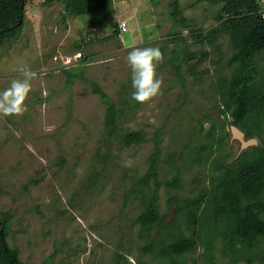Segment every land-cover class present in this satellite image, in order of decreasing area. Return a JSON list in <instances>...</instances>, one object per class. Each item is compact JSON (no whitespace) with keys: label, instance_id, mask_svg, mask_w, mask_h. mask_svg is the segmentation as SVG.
Segmentation results:
<instances>
[{"label":"rangeland","instance_id":"374dc122","mask_svg":"<svg viewBox=\"0 0 264 264\" xmlns=\"http://www.w3.org/2000/svg\"><path fill=\"white\" fill-rule=\"evenodd\" d=\"M228 15L223 0L27 2L20 26L0 40V92L25 70L36 74L26 109L0 111V218L22 264H167L161 252L179 236L197 244L178 262L229 264L212 227L175 213L206 196L198 216L221 165L264 151L257 116L238 126L257 141L240 150L229 113H219L241 70L231 63L240 39ZM136 47H158L163 56L161 92L144 103L131 99L126 57ZM254 64L255 98L263 99L264 51ZM202 145L209 150L193 164ZM152 159L157 178L147 181ZM177 176L179 189H167ZM155 192L163 221L142 231L137 219ZM254 246L259 256L264 238Z\"/></svg>","mask_w":264,"mask_h":264},{"label":"trees","instance_id":"16d2710c","mask_svg":"<svg viewBox=\"0 0 264 264\" xmlns=\"http://www.w3.org/2000/svg\"><path fill=\"white\" fill-rule=\"evenodd\" d=\"M28 1L0 0V40L20 26L24 7ZM47 1L52 2L53 0ZM258 1L223 0L224 9L229 14L228 17H232L228 18L229 22L235 25L234 30L239 31L238 54L231 59V63H238L241 70L231 78L228 90L223 93L219 113L221 115L229 113L232 119L231 124L236 127L244 126L250 117L257 116L260 130L264 125L261 123V119H264V98H255L258 92L254 85L259 74L254 64V57L264 51V19L258 14ZM94 93L111 103L101 90H94ZM132 137L128 135V140L131 141ZM212 138L213 134L209 133L207 139ZM208 150L207 145H202L192 163H202L201 156L204 151ZM146 178L147 181L157 178V159H152ZM180 184L181 181L177 176L166 182L164 186L167 189H179ZM210 195V200L198 216H194V210H198V207L206 202V196L177 207L176 217L181 218L186 213L188 223L195 222L197 219V222L200 221L201 229L206 226L212 227L213 235L221 237L222 252L229 258V264L241 262L264 264V251L259 256L251 255V248L255 247L259 238H264V219L262 218L264 215V151L250 158L243 153L229 164L223 167L221 165L220 175ZM157 200L155 192L137 219L142 231H149L158 222L163 221L158 212ZM213 239L214 237L206 250L208 255ZM196 244V238L179 236L169 245L168 249L161 252V255L167 259V264H183L178 262L176 257L191 252ZM0 264H22L17 252L7 244L6 222L1 218Z\"/></svg>","mask_w":264,"mask_h":264},{"label":"clouds","instance_id":"9594fccd","mask_svg":"<svg viewBox=\"0 0 264 264\" xmlns=\"http://www.w3.org/2000/svg\"><path fill=\"white\" fill-rule=\"evenodd\" d=\"M163 56L158 47L133 48L129 51L126 62L131 69V99L144 103L158 96L161 92L162 79L157 75V65L162 62ZM36 74L30 70L23 72L22 80H13L11 86L0 92V99L8 97V101L0 104V111L4 114L21 112L26 109L24 100L30 91V79ZM131 166V161L125 163Z\"/></svg>","mask_w":264,"mask_h":264},{"label":"water","instance_id":"95a60500","mask_svg":"<svg viewBox=\"0 0 264 264\" xmlns=\"http://www.w3.org/2000/svg\"><path fill=\"white\" fill-rule=\"evenodd\" d=\"M230 134L232 140L239 142L240 150H244L250 146H255L257 144V141L255 139H247L245 133L234 125L230 126Z\"/></svg>","mask_w":264,"mask_h":264},{"label":"built area","instance_id":"2783aa9c","mask_svg":"<svg viewBox=\"0 0 264 264\" xmlns=\"http://www.w3.org/2000/svg\"><path fill=\"white\" fill-rule=\"evenodd\" d=\"M258 2H259L258 14H260L262 19H264V0H259ZM117 28L119 30V33H124L127 31V25L125 22H119Z\"/></svg>","mask_w":264,"mask_h":264}]
</instances>
